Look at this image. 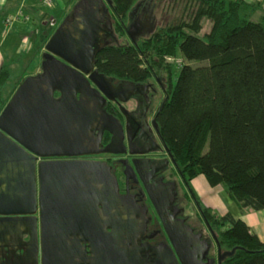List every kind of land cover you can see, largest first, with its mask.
<instances>
[{
  "label": "water",
  "instance_id": "obj_1",
  "mask_svg": "<svg viewBox=\"0 0 264 264\" xmlns=\"http://www.w3.org/2000/svg\"><path fill=\"white\" fill-rule=\"evenodd\" d=\"M110 7L109 0H79L70 20L65 19L45 44L41 73L26 77L0 113V231L18 232L21 243L17 248L1 244L0 264L9 258L17 264H133L129 255L135 252L125 256L120 250L124 232L133 227L131 216L120 215L129 201L118 194L109 168L39 161L80 154L75 150L89 138L91 118L100 126L103 122V96L112 87L93 64L108 44L102 39L112 37ZM147 28V23L131 25L124 32L133 41ZM55 92L60 94L57 100ZM166 190V204L171 205L174 190L169 186ZM156 194L160 193L148 192L155 209ZM98 206L107 224L92 223ZM37 210L45 217L42 221L40 215L39 228ZM163 228L175 252L169 249L170 264H202L195 252L198 237L188 227L169 221ZM22 236L28 240L22 241ZM233 252L221 254L218 263Z\"/></svg>",
  "mask_w": 264,
  "mask_h": 264
},
{
  "label": "trees",
  "instance_id": "obj_2",
  "mask_svg": "<svg viewBox=\"0 0 264 264\" xmlns=\"http://www.w3.org/2000/svg\"><path fill=\"white\" fill-rule=\"evenodd\" d=\"M109 1L122 34L140 0ZM187 1L195 7L191 23L173 29L179 39L168 49L159 50L156 43L152 52L141 53L143 43L148 49L154 41L151 36L133 46L110 45L97 54L95 67L131 78L142 74L144 62L164 67V54L176 51L193 63L184 64L169 83L156 117L160 141L182 178L190 182L201 176L210 188H224L240 209L264 211V15L254 22L242 18L241 8L229 0ZM202 20L212 26L199 37ZM24 57L19 53L10 61L22 63ZM9 78V67L2 64L0 106ZM214 222L221 249L234 250L222 264H264V242L242 220L226 213Z\"/></svg>",
  "mask_w": 264,
  "mask_h": 264
},
{
  "label": "flooded vegetation",
  "instance_id": "obj_3",
  "mask_svg": "<svg viewBox=\"0 0 264 264\" xmlns=\"http://www.w3.org/2000/svg\"><path fill=\"white\" fill-rule=\"evenodd\" d=\"M144 1L139 2L134 10L130 12V16L138 12L139 14L137 18L132 15L134 18L133 23L128 27L125 26L127 30L131 25L135 27L138 24L144 25L149 20L146 15L149 12L148 7L144 6L140 10L139 8L142 2L147 5L154 0ZM125 28L123 27L124 31ZM111 38L102 39L103 42L107 41L108 44L101 50L111 45ZM143 39H147V36ZM130 41V46L135 45L134 43L137 42L131 39ZM165 68V66H158L155 62L150 61L149 63L144 62V65L141 66L142 74L140 76L131 78L110 76L96 69L94 59L93 70L109 79L112 87V90L107 91L108 96H103L102 110L104 114L101 126L97 118H91L89 138L82 147L75 150L80 154L44 158L39 159V161L88 163L95 167L105 165L109 168L110 173L116 179L118 194L127 197L129 201L128 204L122 205L120 215L126 213V215L131 216L133 227L124 232L122 238L125 243L120 245V250H123L125 256L133 251L135 252V255H129V261H132L133 264H156L157 262L158 264H170L169 249L174 255L175 252L163 228V222L169 221L171 223L176 221L180 225L182 223V226L188 227L191 233L198 237L195 242L199 249L196 246L197 251L195 252L202 264H222L225 258L218 263V257L225 252L219 245L215 229L208 225L197 204L193 207L196 213L201 216V225L196 221V218L193 219L185 213L186 208L184 206H186V203L183 206L179 203L177 183L169 181L171 175L173 178H176L175 175L178 177L179 171L173 165L167 150L160 141L156 123L157 113L166 98L170 83V75L166 74ZM90 85L95 88L93 84ZM113 88L117 90L115 91ZM53 97L57 100L60 94L55 92ZM93 120L94 122H92ZM99 128L102 129L101 132ZM162 186L164 188L169 186L174 190V199L171 205L166 204L169 197L167 190L165 192ZM96 188L101 190L103 188L102 184L97 183ZM148 192L160 193L156 194L159 195V198L156 199V209L149 198ZM130 201L133 206H131ZM185 201L189 202L188 199ZM190 209L192 210L191 206ZM97 210L99 212L96 214L94 221L92 218V223L97 225L107 224L108 219L104 217L102 206H98ZM158 211L161 213L160 216L157 213ZM129 212L131 214H127ZM40 215L37 210L38 228ZM87 215L93 217L91 213ZM42 221H45L44 216ZM204 228L208 235L205 234ZM1 232L0 245H6L10 248L20 246L21 243L16 239L18 232L12 230ZM21 239L25 242L28 237L22 236ZM195 242H193L194 245H196ZM157 256H159V260L155 261ZM7 264H17V262L15 259L9 258Z\"/></svg>",
  "mask_w": 264,
  "mask_h": 264
},
{
  "label": "rangeland",
  "instance_id": "obj_4",
  "mask_svg": "<svg viewBox=\"0 0 264 264\" xmlns=\"http://www.w3.org/2000/svg\"><path fill=\"white\" fill-rule=\"evenodd\" d=\"M73 1L74 2L69 1L67 3L65 13L61 15L59 19H57L58 22L56 23L55 27H53V30H51L49 34L45 36L43 41H40V44L37 47V51L34 52L32 51L30 55L24 57L22 63H20L19 59L18 60L14 59V61L13 60L10 61L12 57L14 58V56H17L20 53V50L22 48L21 47L22 41L18 40V37H14L13 41H10V44H9V40L7 39L8 44H6L5 42L4 45H1L3 39L2 36H0V66L2 64H6L10 70V78L6 86L3 87L1 93V101L3 103L0 106V113L14 95L15 91L20 85L19 83L21 82V80L23 81L26 77L29 76L33 77L41 73V62H42V55L45 53V49H44L45 44L47 43L51 35L54 33L56 28L65 19H70V14L72 12V9L79 0H73ZM141 1L144 0H140V2ZM144 2H142L139 10L142 9L144 6L148 7L149 12L148 14H146L149 18V20H147L148 28L138 37H135L134 40L135 41H138L140 39L142 40V38L146 36L148 39L151 36L152 40L154 39V41L151 44H149L148 49L144 48V43H143L139 51L143 54L152 52L153 51L152 49H154L156 43H158V47H160L159 50H162V48L165 47L166 50L170 47V45H172L171 43H173L174 40L179 39L178 34L175 31H173V29L180 22L187 23L189 25L193 17L192 14L195 11V7L192 3H190L187 0H154L153 2L151 1V4H147V5ZM229 2L231 4H235L236 7L238 6L239 9L241 8L240 16L246 20L258 22L259 20H261L262 16L264 15V0H229ZM53 4H54V0H52V4L49 8H51ZM136 5L134 6V8L136 7ZM56 8H58V5H56ZM134 8L132 10H134ZM138 14L139 12L134 13V15L131 14V16L129 15L125 25L128 27L130 24H132L134 19L133 17L137 18ZM108 17L110 18L111 25L113 28V36L111 38L112 40L110 41L111 45H115L117 47L130 46V42H131L130 36H128L124 31L122 32V34H120V32L117 31L118 21L112 14L111 7L108 8ZM10 23H11L10 19H6L3 21L2 28L4 29V32L11 25ZM211 26L212 25L208 20H202L201 31L198 34L199 37H204L206 34H208L211 30ZM147 31L149 33L151 32L152 33L148 34ZM182 32H183L182 34L184 35L190 33L187 30H183ZM147 39H145V41ZM165 50L163 52L166 53ZM21 53L26 54L24 52ZM163 60L165 61L164 64L166 67L165 68L166 74L168 73V75H170L171 84L175 82L177 74L180 68L184 64L186 65L193 64V63L185 62L177 51L174 56L164 54ZM143 65L141 64V66ZM175 177L176 178H173V176L171 175L169 181H175L177 183L178 186L177 194H178V198H180L179 203L182 204L181 206H183L186 203V206H184L186 208L185 213L189 214L193 219L196 218L197 219L196 221L200 225L202 224V219H200L201 216L196 213L193 207L195 204L198 205V208L200 209L202 216L204 217V219L211 228L212 227L214 228L215 225L214 220L218 221L219 217H221L223 213L229 211V213H231L234 216L235 214H237L236 206L228 198V195L226 194L224 188H222L221 186L217 188H210L208 184L205 182L204 178L201 176L197 177L196 179L190 182L182 178L180 174L178 175V177L175 175ZM175 191L177 192V190ZM186 199H188L189 202H186L185 201ZM188 204L191 206L193 211L190 209V206ZM204 230L206 231L205 228ZM205 234L208 235V232L206 231Z\"/></svg>",
  "mask_w": 264,
  "mask_h": 264
},
{
  "label": "crops",
  "instance_id": "obj_5",
  "mask_svg": "<svg viewBox=\"0 0 264 264\" xmlns=\"http://www.w3.org/2000/svg\"><path fill=\"white\" fill-rule=\"evenodd\" d=\"M69 1L74 2L73 0H54L55 6L53 4L49 8L43 5V0H0V30L2 31V33L0 31V36L3 39L1 45H4L5 42L8 44L7 39L10 44L14 37H18V40L22 41L20 53H26L25 57L32 51H37L40 41H43L45 36L53 30L58 22L57 19L65 13ZM6 19L11 20V25L4 32L2 23ZM229 199L233 202L231 198ZM233 203L236 206L237 214L235 216L230 214L235 219L242 220L250 232L264 242V211L254 212L249 209H240L235 202ZM226 213L229 211L221 216Z\"/></svg>",
  "mask_w": 264,
  "mask_h": 264
},
{
  "label": "built area",
  "instance_id": "obj_6",
  "mask_svg": "<svg viewBox=\"0 0 264 264\" xmlns=\"http://www.w3.org/2000/svg\"><path fill=\"white\" fill-rule=\"evenodd\" d=\"M52 4V0H44V5L50 7Z\"/></svg>",
  "mask_w": 264,
  "mask_h": 264
}]
</instances>
